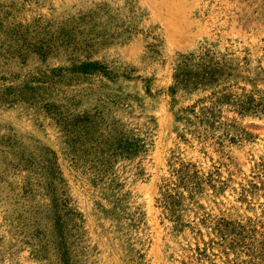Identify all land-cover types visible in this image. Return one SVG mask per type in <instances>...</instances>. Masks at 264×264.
Wrapping results in <instances>:
<instances>
[{
	"label": "rangeland",
	"instance_id": "1",
	"mask_svg": "<svg viewBox=\"0 0 264 264\" xmlns=\"http://www.w3.org/2000/svg\"><path fill=\"white\" fill-rule=\"evenodd\" d=\"M0 264H264V0H0Z\"/></svg>",
	"mask_w": 264,
	"mask_h": 264
},
{
	"label": "trees",
	"instance_id": "2",
	"mask_svg": "<svg viewBox=\"0 0 264 264\" xmlns=\"http://www.w3.org/2000/svg\"><path fill=\"white\" fill-rule=\"evenodd\" d=\"M120 149L122 151V155L131 156L138 151L139 146L135 143H128L127 141L126 143H124V146H122Z\"/></svg>",
	"mask_w": 264,
	"mask_h": 264
}]
</instances>
